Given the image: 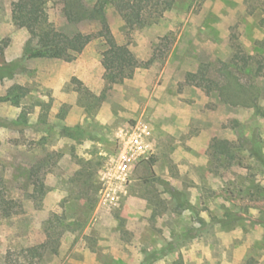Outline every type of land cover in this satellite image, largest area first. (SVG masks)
Segmentation results:
<instances>
[{
  "label": "rangeland",
  "instance_id": "obj_1",
  "mask_svg": "<svg viewBox=\"0 0 264 264\" xmlns=\"http://www.w3.org/2000/svg\"><path fill=\"white\" fill-rule=\"evenodd\" d=\"M121 1L103 17L139 66L113 83L100 38L27 57L44 27L0 0V95H21L0 101V264H264V0H173L133 28ZM96 2L44 8L71 35Z\"/></svg>",
  "mask_w": 264,
  "mask_h": 264
},
{
  "label": "trees",
  "instance_id": "obj_2",
  "mask_svg": "<svg viewBox=\"0 0 264 264\" xmlns=\"http://www.w3.org/2000/svg\"><path fill=\"white\" fill-rule=\"evenodd\" d=\"M172 2L173 0H122L118 11L125 24L133 28L144 24L148 17L158 19ZM44 3L45 0H17L16 3L17 24L25 27L31 34L44 27L43 33L48 41L42 48L31 49L27 57H55L70 61L92 39L100 38L104 43L103 54L108 60V80L113 83L120 82L133 75L139 63L128 43L116 41L103 17L105 0H97L94 6V11L102 17L99 29L95 32H76L71 35L57 30L49 22ZM247 59L244 60L245 63L248 62ZM20 97L19 93H9L0 95V101L12 100L17 103ZM262 160L264 163V158Z\"/></svg>",
  "mask_w": 264,
  "mask_h": 264
}]
</instances>
